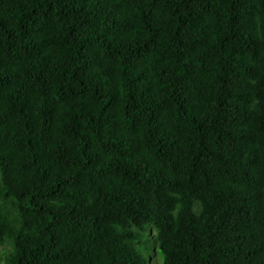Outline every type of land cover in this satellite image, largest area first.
I'll return each mask as SVG.
<instances>
[{"label":"trees","instance_id":"trees-1","mask_svg":"<svg viewBox=\"0 0 264 264\" xmlns=\"http://www.w3.org/2000/svg\"><path fill=\"white\" fill-rule=\"evenodd\" d=\"M5 264H264V0H0Z\"/></svg>","mask_w":264,"mask_h":264},{"label":"rangeland","instance_id":"rangeland-1","mask_svg":"<svg viewBox=\"0 0 264 264\" xmlns=\"http://www.w3.org/2000/svg\"><path fill=\"white\" fill-rule=\"evenodd\" d=\"M8 247H6L5 245L4 246H1L0 247V264H5V257H4V253H6ZM149 264H158V259L156 256H152L150 258V263Z\"/></svg>","mask_w":264,"mask_h":264}]
</instances>
